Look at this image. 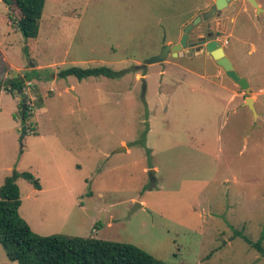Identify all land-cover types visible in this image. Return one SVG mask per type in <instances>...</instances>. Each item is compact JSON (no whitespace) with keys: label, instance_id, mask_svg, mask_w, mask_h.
Instances as JSON below:
<instances>
[{"label":"rangeland","instance_id":"374dc122","mask_svg":"<svg viewBox=\"0 0 264 264\" xmlns=\"http://www.w3.org/2000/svg\"><path fill=\"white\" fill-rule=\"evenodd\" d=\"M213 5L47 0L26 40L0 1V85L30 78L32 107L27 125L17 111L1 132L0 162L31 164L43 187L33 199L16 179L32 232L128 243L166 264H264V13L233 0L190 33L210 26L249 91L202 47L144 67ZM102 66L124 73L57 76ZM253 96L257 117L244 105ZM0 264H13L1 246Z\"/></svg>","mask_w":264,"mask_h":264},{"label":"trees","instance_id":"16d2710c","mask_svg":"<svg viewBox=\"0 0 264 264\" xmlns=\"http://www.w3.org/2000/svg\"><path fill=\"white\" fill-rule=\"evenodd\" d=\"M0 1L8 7V10L15 8L17 16L10 15L9 19L22 36L26 40L35 39L38 36L39 21L46 0ZM123 73L114 72L103 66L91 69L71 67L61 70L57 76L61 79L73 76L78 80L101 76L115 79ZM29 82L30 78L26 76L7 79L0 85V90L4 89L18 97L20 92H25ZM25 97L27 103L24 119L21 120L23 125H27L32 110L26 93ZM18 106L19 112L20 101ZM14 173L13 178H6L0 186V246L10 262L14 264H166L128 243L35 234L19 216L21 201L16 179H24L36 190H40L39 180L29 172Z\"/></svg>","mask_w":264,"mask_h":264},{"label":"water","instance_id":"95a60500","mask_svg":"<svg viewBox=\"0 0 264 264\" xmlns=\"http://www.w3.org/2000/svg\"><path fill=\"white\" fill-rule=\"evenodd\" d=\"M232 1L233 0H214V5L212 7V10L210 12L204 13L203 18L206 20L214 15L219 14V12L224 8H226ZM246 1L256 10L257 13H264V10L258 6L255 0H246ZM200 23H201V15H198L193 21H191L183 29L181 38L178 40L176 44L165 45L161 54L147 60L144 67L165 61L166 57L169 54H172L177 57L180 55V53L183 50L194 49L196 44L188 43L189 34ZM198 44L201 45L202 48H204L205 52L211 57V59L215 62V64L223 70V72L227 75L228 78H230L233 82H235L239 86V88L242 89L243 91H249V85L247 81L236 74L231 62L225 56L223 47L218 41L210 37L207 41H199ZM19 97L21 103L20 119L23 120L26 111L27 100L24 92H20ZM244 105L254 114L255 117L257 116L252 98H246ZM25 135H26V126H22V132L19 139L20 144H22V140ZM12 176L14 177L15 173H13Z\"/></svg>","mask_w":264,"mask_h":264},{"label":"crops","instance_id":"0c3cea01","mask_svg":"<svg viewBox=\"0 0 264 264\" xmlns=\"http://www.w3.org/2000/svg\"><path fill=\"white\" fill-rule=\"evenodd\" d=\"M46 2H47V0H46ZM258 6L260 8H263L260 4H258ZM7 10H8V7H7ZM10 23L12 25V22L11 21H10ZM38 34H39V32H38ZM181 35L179 36L178 39H180ZM37 38H38V36L35 39H37ZM35 39H31V40H35ZM3 52H4V42H1L0 41V54H1V56L4 57ZM35 68L38 69L37 67H35ZM10 69H11V67H10ZM9 77L10 78H14V76H9ZM52 77H53V80L56 78V76H54V75H52ZM222 88L224 89V86H222ZM249 90H251L250 85H249ZM252 99H253V105L255 106V104H256V98H255V96H253ZM19 101L20 100L18 99V97L10 94L9 92L5 91L4 89H1L0 90V134H1V132L3 130H6V129L9 128V120H11L12 118L13 119L16 118V113L18 111ZM257 116H258V114H257ZM30 133H32L35 136L38 135L37 132H34V129L31 130ZM46 154L47 155L49 154V150L46 151ZM50 155H51L52 160L55 159L54 154L52 152H50ZM0 157H1V155H0ZM79 167L80 166L77 165V168H79ZM12 170L16 171L17 173L27 172V171L28 172H31V173H34V169L32 168L31 164H28L25 168H20V167L15 168L14 166H9V165H6V167H5L4 164L2 162H0V186L4 183V180L7 178L6 177L7 173L10 172V171H12ZM29 190H30L29 193L33 195V199H35L36 198L34 196L35 193L42 192L43 191V187L40 184V190H36L33 187L30 188Z\"/></svg>","mask_w":264,"mask_h":264},{"label":"flooded vegetation","instance_id":"af4514ba","mask_svg":"<svg viewBox=\"0 0 264 264\" xmlns=\"http://www.w3.org/2000/svg\"><path fill=\"white\" fill-rule=\"evenodd\" d=\"M212 7H213V6H212ZM212 7H211V8L209 9V11H207V12H210V11L212 10ZM204 13H206V12H204ZM204 13H201V14H200V15H201V23H202V22H206V20H208V19L205 20V19L203 18V14H204ZM201 23H200V24H201ZM200 24H199V25H200ZM196 27H197V26H196ZM192 31H193V30H192ZM192 31H191V32H192ZM191 32H190V33H191ZM210 37L213 38L211 27H210V26H205V27L202 29L201 33H200L199 35H197L195 39L191 40V39H190V34H189V40H188V43H189V44H196V46L194 47V49H201L202 46L199 45L198 42H199V41H207ZM213 39H215V38H213ZM177 42H178V41H177ZM177 42H176V43H177ZM194 49H192V50H194ZM202 51H205L204 48H202Z\"/></svg>","mask_w":264,"mask_h":264}]
</instances>
